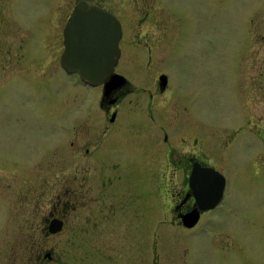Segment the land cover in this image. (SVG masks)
<instances>
[{
  "label": "rangeland",
  "instance_id": "obj_1",
  "mask_svg": "<svg viewBox=\"0 0 264 264\" xmlns=\"http://www.w3.org/2000/svg\"><path fill=\"white\" fill-rule=\"evenodd\" d=\"M152 1L156 7L165 2L164 8L150 9V18L136 29L133 22L128 24V38L149 32L148 37L163 39L154 46L155 63L177 82L175 91L182 98L176 105L167 94L158 107L152 106L161 114L162 125L172 123L160 135L164 130L178 136L173 155L185 152L193 137L184 125L188 110H183V100L187 95L199 97L202 86L207 89V96L191 104L194 115L207 117L210 141L203 156L226 177L225 199L211 213L217 224L191 233L171 224L170 197L181 187L180 170L168 165L163 153L160 167L151 166L150 156L130 143L132 148L124 146V152L137 163L123 166L121 172L128 173L131 186H125L124 192H129V213L136 217H130V227L118 233L120 245L115 244L117 238L109 248L101 244L109 239L108 233L65 230L46 236L42 232L44 216L63 183L72 182V186L73 177L82 178L83 171H90L87 177L92 175L88 167L99 150L95 137L86 134V128L76 148L68 128L74 116L90 121L99 112L100 88L83 86L76 75L66 72L53 71L49 78H40L32 70L27 79L26 73L19 75L26 65L17 62V71L12 69V15L19 16L22 27L28 29L27 22L44 19L45 0H0V264H60L62 260L63 264H153L154 245L159 250L157 264H264V0H175L173 14L167 0ZM128 4L134 6L133 0ZM158 18L160 27L154 24ZM204 38L209 40L205 45ZM29 43L33 46L31 39ZM220 45L224 67L218 61ZM17 51H24L23 47L13 54ZM35 52L30 51L27 58H34ZM202 54L209 56L204 72ZM133 56L120 69L139 84L140 64ZM127 97L121 111H140L141 105L129 103ZM132 125L131 121L126 124L128 136L135 132ZM234 129L238 136L233 144L218 149L219 135L227 136ZM180 136L186 141L182 143ZM172 171L176 175L171 177ZM111 172L117 175L116 170ZM96 177L89 179L85 192L99 190ZM121 185L120 179L114 180L116 190L112 191L121 192ZM100 237L104 240L96 242Z\"/></svg>",
  "mask_w": 264,
  "mask_h": 264
},
{
  "label": "flooded vegetation",
  "instance_id": "obj_2",
  "mask_svg": "<svg viewBox=\"0 0 264 264\" xmlns=\"http://www.w3.org/2000/svg\"><path fill=\"white\" fill-rule=\"evenodd\" d=\"M79 1L80 0H45V2H43L46 6V15L43 17L44 19L42 20L38 18V22L34 23L27 22L30 26L28 29L22 27V25L25 24L19 22V16L12 15L13 38L11 36L12 41L10 43V45H12V50L9 49L12 51L10 57L14 60H12V69L17 71V67L14 66L17 65V62L26 65V67L19 71V75L26 73V78L28 79L30 77L29 75H32L30 72L35 70L38 77L42 78V76H45L49 78L53 71H60L76 75L79 83L83 84V86L88 88H100L99 96L96 98L99 112L95 113L90 121L89 119L79 118L80 115L74 116L71 119L72 126L68 128V132L71 131V134H73L75 138L74 140H71V143L74 144L75 147L77 146V138L80 141V138L84 136L86 128H88L86 134L90 133L95 137L94 143L96 147L99 145V150H96L95 152L97 153L93 154L94 158L90 162L89 167L86 166L93 171L91 172L92 175L87 177L90 175V171L88 173H84L83 171L82 178L78 176L73 177L74 181L72 186V182L67 183L65 181L63 183L62 190L57 193L55 200L50 204L49 212L44 216V222L46 224L42 222V232H45L46 236L58 234L65 230L96 232L99 233L100 236L104 235V233H108V238L110 240L108 239L101 244H104L106 248H109V245L113 244L114 240L117 238L115 244L120 245L121 241L118 238V233H123L128 227H130V217H136V215L129 213V192H124L125 186L130 185L127 179L128 173L127 171L124 174L121 172L123 166L127 167L130 164L137 163L133 156L130 157L124 152V146L130 148V143H133V146H135L139 152L144 151L146 156H150L151 166L155 167V165L158 164L156 167H160L159 162L161 159V153H163L164 159L165 157L167 158L168 165L173 164L174 169L180 170L182 176L181 187L176 189L175 192H171L170 197L171 201L168 216L171 224L178 226L182 230H187L190 233L203 230L204 228H207V226H215L217 221L213 219L215 215L211 213L225 199L226 177L218 178V185H221V180L224 179L222 198L214 207L206 209L200 208V206L204 204V199H201L200 197L201 194H203L205 198L207 196L204 192L201 194L198 192V186H196V182L192 179V176L196 174L208 172H205L207 167H213L224 175V173L216 167L215 162L210 161L206 156H203L206 147H209L210 141L206 121L207 117L202 116L203 119L200 116L194 115V110L191 104L192 101H196L199 97L202 100L204 96H207V89L202 86L200 96H197L194 99L189 95L185 97L187 100H183V97L182 100L185 102V105L183 104V110H188L185 114L187 115V119L184 120V122H186L184 125L186 128L191 129L193 137L191 138V143H188L189 145L185 152H177L176 155H173V146L174 143L178 142V136L175 133H170L164 130L161 131L160 135V130L165 128V126L170 127L172 123L168 122L162 125L159 117L161 114H158L154 109L155 106H152L156 104V107H158L160 101L164 99L167 94L170 96L169 99L176 103V105H180L179 99L182 98L177 96L175 91L177 88V82L170 79V76L167 75V70L159 69L158 63H155L157 55L155 54L154 46H160L159 42L163 39H160L159 37L156 39L148 37L149 32L143 33V35H139V37L138 34L134 35L137 36L136 39L128 38V24L133 22L134 27L143 24V22H146L150 18V9L164 8L165 2L158 5V8L155 6L156 2L153 4L154 1L152 0H133L134 6L129 5L128 0H108L105 2L102 0H87L114 14L121 27V36L118 41L119 55L116 63L113 65L112 72H110L105 78L104 83L92 86L84 83L77 72H67L62 64V56L66 50L65 27L75 5ZM175 3V0L166 1V4L172 8L169 9L165 5L170 14H173L176 10ZM131 14L137 16H131ZM170 20L171 18H169V21ZM154 24L155 26L158 25L160 27L162 24L161 19H156ZM134 36L132 35V37ZM148 38L152 39L153 42H150ZM29 39H31L33 46L30 45L31 43H29ZM203 41L204 45L209 42L208 38H204ZM177 42L175 41L173 45L171 44L169 51H171L172 47ZM20 46L23 47L24 51H17L19 54L17 52L13 54V50H18ZM33 50L37 52H35L36 55L34 54L35 57L27 58L32 55L29 52ZM137 50H139L138 53ZM48 52L50 58H48ZM16 54L17 57L15 56ZM131 55H134L133 57L138 59L140 64L138 66V73L136 72L138 74V76L137 74L136 76L140 79L138 80L140 81L139 84H134L133 81H130L133 79H128L120 69L121 64L125 61L128 62ZM144 57L146 60H144ZM218 61L220 67H224L225 56L221 45ZM27 63H29V65ZM200 63L202 72H204L205 66L209 63V56L202 54ZM63 73H61L62 76ZM113 73H118L121 76H115ZM161 75H165V81L160 80ZM17 76L18 74L16 77ZM251 79L252 77L250 76L249 83ZM105 83H107L108 90L104 94ZM125 97L128 98V101L131 104H140V111L137 113H127L126 109L122 112L121 110L125 109L122 103ZM142 101L144 104L138 103ZM145 105H147L146 108H144ZM145 109L150 112H143ZM250 115L252 117L254 116L253 114ZM129 121H131L134 124L132 126L135 127V132H130L131 136H128V131H126V124ZM248 127L251 132L256 134V129H254L253 126H250L249 123ZM238 130L240 132V130L243 129L238 128ZM237 132L238 131L234 129L227 132V136L220 134L219 136L221 137L218 143V149H225L232 145L238 136ZM180 141L182 143L185 142V137L180 136ZM102 147L105 148V151L101 149ZM86 151L89 152V148H86ZM132 154L133 153H131V155ZM86 167L84 166V168ZM78 168L83 167L78 164ZM112 170H116L117 175L112 174ZM172 172L171 177L173 174L176 175L175 171ZM95 175H97L96 179H98V182H96L95 185L97 183L100 185L99 190L93 193L85 192L87 190V182L89 179L93 181ZM119 179L123 182V185H121V192L118 190L114 192L112 190H116V188L112 187V183L114 180L117 181ZM215 181L217 180L215 179ZM92 185L94 186V184ZM159 210L160 206L158 213ZM194 210L198 211V217L192 225L188 226L186 225V216L189 213L194 212ZM53 218L62 221L61 228L56 232H50L49 230V223ZM154 219H157L159 223L162 222L160 216L157 214H154ZM114 233L116 234L114 235ZM102 240H104V237L98 238L96 242ZM153 250L152 263L157 264V261L159 260V250L156 245H154ZM44 255L51 259L49 253L46 252ZM63 262L64 260L59 261L60 264H63Z\"/></svg>",
  "mask_w": 264,
  "mask_h": 264
},
{
  "label": "water",
  "instance_id": "obj_3",
  "mask_svg": "<svg viewBox=\"0 0 264 264\" xmlns=\"http://www.w3.org/2000/svg\"><path fill=\"white\" fill-rule=\"evenodd\" d=\"M120 36V23L114 14L95 3L80 0L65 27L66 50L62 56L64 68L67 72H77L87 84L104 83L118 58ZM113 74L121 76L118 73ZM160 80L165 81V75H161ZM107 90L105 83L104 94ZM205 172L192 176L198 186V192H204L207 196L205 198L201 194L200 198L204 199L201 209L215 206L223 193L224 179L221 180V185H218V178H224L223 174L213 167H207ZM197 217L198 211L189 213L186 216V225H192ZM61 225L60 219L53 218L49 223L50 232L58 231Z\"/></svg>",
  "mask_w": 264,
  "mask_h": 264
}]
</instances>
